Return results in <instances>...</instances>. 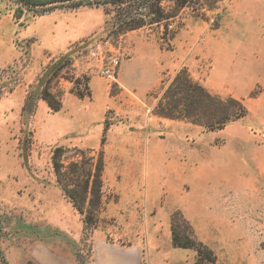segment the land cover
I'll use <instances>...</instances> for the list:
<instances>
[{
    "label": "rangeland",
    "instance_id": "374dc122",
    "mask_svg": "<svg viewBox=\"0 0 264 264\" xmlns=\"http://www.w3.org/2000/svg\"><path fill=\"white\" fill-rule=\"evenodd\" d=\"M78 2L32 9L0 0L18 52L0 65V264H47L61 246L73 264H87L98 237L163 243L174 211L213 250L214 264H264V0H162L160 22H150L145 0ZM82 6L102 9L101 30L60 53L29 54L33 38L20 37L31 21ZM130 17L144 24L127 29ZM112 59L108 78L99 71ZM183 67L212 95L239 101L244 115L208 128L156 114ZM44 90L73 119L51 111ZM56 147L65 165L78 158L73 148L103 153L92 226L82 221L88 205L81 214L56 182ZM179 249L166 261H195L194 249Z\"/></svg>",
    "mask_w": 264,
    "mask_h": 264
},
{
    "label": "trees",
    "instance_id": "16d2710c",
    "mask_svg": "<svg viewBox=\"0 0 264 264\" xmlns=\"http://www.w3.org/2000/svg\"><path fill=\"white\" fill-rule=\"evenodd\" d=\"M26 1L37 3L44 0ZM145 1L149 2L150 12L155 14L150 22H160L164 18L160 7L162 0ZM80 4L78 2L73 5ZM122 23L127 29H135L144 24L143 21L132 17ZM40 98L45 100L51 111L57 112L61 109V100L47 90H44ZM29 100L30 98L27 97L22 106V111L28 114L35 108V102ZM244 112L245 109L239 101L233 98L228 101L222 100L193 82L184 67L174 75L155 106V113L159 116L170 119L184 118L208 128H222L228 120L241 117ZM64 150L62 147H56L51 155L56 182L81 214L84 213V205H88L89 209L82 221L84 225L92 226L94 223L92 214L100 203L104 169L103 153L100 150L96 156L93 149L73 148L72 151L78 158L65 165L62 161ZM171 241L175 247L194 249L196 259L192 264L215 263L216 257L213 250L196 239L192 228L178 211H174L171 215ZM0 256L5 261L3 255Z\"/></svg>",
    "mask_w": 264,
    "mask_h": 264
},
{
    "label": "crops",
    "instance_id": "0c3cea01",
    "mask_svg": "<svg viewBox=\"0 0 264 264\" xmlns=\"http://www.w3.org/2000/svg\"><path fill=\"white\" fill-rule=\"evenodd\" d=\"M8 15L0 13V65L9 63L18 53L15 47L8 46L13 32ZM104 22L103 11L98 6H82L75 10L56 8L31 21L20 38H33L28 48L29 54L39 58L44 53L54 54L68 50L71 45L80 43L92 33L101 30ZM57 114L69 120L73 119L64 102ZM80 131L85 133V128L82 127ZM82 228L80 224L78 234H81ZM156 242L153 244L147 236L145 240L132 241L130 244L109 242L98 237L93 241L91 258L87 264H148L155 259H160L161 264H171L166 258L170 260L171 255L179 249L172 246L171 232L167 241L161 243L156 239ZM50 256L47 264L75 263L71 251L62 249V246L53 248Z\"/></svg>",
    "mask_w": 264,
    "mask_h": 264
},
{
    "label": "water",
    "instance_id": "95a60500",
    "mask_svg": "<svg viewBox=\"0 0 264 264\" xmlns=\"http://www.w3.org/2000/svg\"><path fill=\"white\" fill-rule=\"evenodd\" d=\"M21 4H23L24 6L28 7V8H32V9H45V8H49V7H54L57 5H64V4H68L71 2H78L81 0H58V1H52V2H48V3H31L28 2L26 0H18ZM94 1H98V0H94Z\"/></svg>",
    "mask_w": 264,
    "mask_h": 264
},
{
    "label": "built area",
    "instance_id": "2783aa9c",
    "mask_svg": "<svg viewBox=\"0 0 264 264\" xmlns=\"http://www.w3.org/2000/svg\"><path fill=\"white\" fill-rule=\"evenodd\" d=\"M17 46H18V44H17ZM116 65H117V60L116 59H112L109 67H106V68L104 67L99 72H100L101 75H104V76H106L108 78H113L114 73H115Z\"/></svg>",
    "mask_w": 264,
    "mask_h": 264
}]
</instances>
